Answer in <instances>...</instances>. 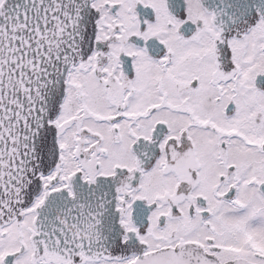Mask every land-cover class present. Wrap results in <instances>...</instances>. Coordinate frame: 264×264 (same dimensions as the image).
Returning a JSON list of instances; mask_svg holds the SVG:
<instances>
[{
	"label": "snow or ice",
	"instance_id": "snow-or-ice-1",
	"mask_svg": "<svg viewBox=\"0 0 264 264\" xmlns=\"http://www.w3.org/2000/svg\"><path fill=\"white\" fill-rule=\"evenodd\" d=\"M0 264H264V0H0Z\"/></svg>",
	"mask_w": 264,
	"mask_h": 264
}]
</instances>
